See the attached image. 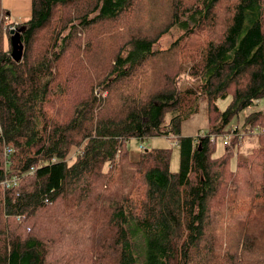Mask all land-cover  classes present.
Instances as JSON below:
<instances>
[{"label": "trees", "instance_id": "16d2710c", "mask_svg": "<svg viewBox=\"0 0 264 264\" xmlns=\"http://www.w3.org/2000/svg\"><path fill=\"white\" fill-rule=\"evenodd\" d=\"M152 1L172 4L163 23L143 9L140 27L121 28ZM189 2L31 0L16 63L0 0V264H264V134L231 169L237 135L264 129V113L228 128L264 97V0ZM104 26L119 36L108 60L92 37ZM172 30L180 38L156 49ZM189 37L205 43L183 70ZM203 100L209 129L182 136ZM231 131L214 157L210 135ZM153 137L176 142L177 173L169 149L140 145L130 160L127 141Z\"/></svg>", "mask_w": 264, "mask_h": 264}, {"label": "rangeland", "instance_id": "374dc122", "mask_svg": "<svg viewBox=\"0 0 264 264\" xmlns=\"http://www.w3.org/2000/svg\"><path fill=\"white\" fill-rule=\"evenodd\" d=\"M12 3V7L7 10L9 12L13 11V13L10 14L11 17V24L7 21L4 22L5 28L8 30V32L13 28L16 27L23 22L29 20L31 15V0H9ZM185 4L189 5L191 4L189 0H185ZM172 5L168 1H152V2H143V3H137L132 11H130L128 14H130L128 17L131 19V25L126 24V19L122 18L118 21V23H121L122 29H125L127 32L132 31L133 29H136V27H140V17L142 14L143 9L146 11L151 9V17H160L161 23H163L166 19V16L158 10V8L161 7H169ZM226 7L221 5L218 7L217 12L215 14L216 19V29L219 28L224 24V22L227 19L228 12L225 11ZM21 26V25H20ZM155 25H151V28L153 29ZM155 31L148 29L145 30L144 33L146 35H151ZM112 34V35H111ZM181 36V33L177 30H172V33L170 36H165L162 38L158 44L156 45V49H165L169 47L172 44V41L179 39ZM94 41L99 44L103 51V57L105 60H108L110 56L112 55V52L117 48L119 41H114V38H118L119 36L111 31L110 33L105 34V26L98 28L92 35ZM190 44L188 45L190 50H182L180 52V63L182 64V69L185 70L187 65L197 56L201 55L202 49H203V40H197L193 39V37H189ZM125 38L121 39L122 41H125ZM209 38L207 39V41ZM162 68V66H157V68ZM154 71H148L147 73V81L150 86L158 87L160 84V81L158 83V80L155 78ZM163 71V70H162ZM162 73V72H161ZM160 73V74H161ZM73 76H76L75 74ZM70 82L68 86H70L73 83V80L75 77H70ZM158 83V85H157ZM188 85V78L184 76V78L181 81V88L183 89ZM99 91L97 90L96 94L98 95ZM106 95V94H104ZM231 101V95H228L225 100H217L216 106L218 107L220 112H223L227 106L229 105ZM207 104L206 101L203 100L200 105V113L188 120H185L182 122L181 125V135L182 136H196L199 132L204 133L209 129L210 123L208 122V117L206 113ZM263 112L264 113V97L255 102L252 106L248 107L247 109L241 111L237 117H234L232 121L230 122V125L228 128L232 127H238L241 129L245 122V118L253 113V112ZM214 119V118H213ZM260 128V127H258ZM263 129V128H262ZM143 146L145 150H152V149H169L171 151V161L169 165V169L172 173H177L179 171V160H180V152L179 147L176 146V142H173V139H166L164 137H153L148 138L144 141H141L139 139H130L127 141V151L130 154V160L135 161L138 159L139 154L141 153L139 150V146ZM216 151L214 153V157H217L219 155H222L225 151V147L222 145L221 140L217 141L215 144ZM259 147V137L256 136H250V135H244L242 138L241 143L239 144L235 152L233 151V159L231 161V169L234 170L237 159L241 156H245L248 153H250L252 150ZM216 211V209H215ZM225 214L228 216L227 218H232L236 220L238 218V212H235L233 214H229L227 211H224ZM257 226H260V223H256ZM69 227L70 233H74L76 231V227H70L69 224H67ZM67 238L63 237L62 242H64Z\"/></svg>", "mask_w": 264, "mask_h": 264}, {"label": "water", "instance_id": "95a60500", "mask_svg": "<svg viewBox=\"0 0 264 264\" xmlns=\"http://www.w3.org/2000/svg\"><path fill=\"white\" fill-rule=\"evenodd\" d=\"M25 29L24 25L16 27L15 29H11L9 31L10 36V44H11V58L16 63L22 61L23 57V44L21 42V34Z\"/></svg>", "mask_w": 264, "mask_h": 264}, {"label": "built area", "instance_id": "2783aa9c", "mask_svg": "<svg viewBox=\"0 0 264 264\" xmlns=\"http://www.w3.org/2000/svg\"><path fill=\"white\" fill-rule=\"evenodd\" d=\"M12 29H15V27H13ZM258 134H264V129L257 127L255 129L248 131V133L246 135L256 136ZM243 136H244V134H242V133L237 135L239 144L241 143ZM233 137H234V134L232 131L230 133H224V134H212V135H210V142L213 145H215L217 143V141L221 140L222 145L224 147H227L230 145V142H231ZM9 152H10V150L7 153L9 154ZM31 172H33V171H31Z\"/></svg>", "mask_w": 264, "mask_h": 264}, {"label": "crops", "instance_id": "0c3cea01", "mask_svg": "<svg viewBox=\"0 0 264 264\" xmlns=\"http://www.w3.org/2000/svg\"><path fill=\"white\" fill-rule=\"evenodd\" d=\"M2 6H3V9L7 11L12 7V3L9 0H2ZM7 13L8 15H10L11 13H13V11L11 12L8 11Z\"/></svg>", "mask_w": 264, "mask_h": 264}]
</instances>
